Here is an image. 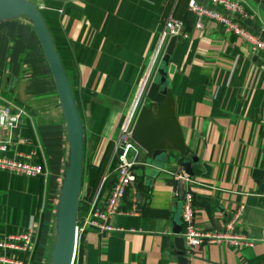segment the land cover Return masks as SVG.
I'll list each match as a JSON object with an SVG mask.
<instances>
[{"label": "crops", "instance_id": "crops-1", "mask_svg": "<svg viewBox=\"0 0 264 264\" xmlns=\"http://www.w3.org/2000/svg\"><path fill=\"white\" fill-rule=\"evenodd\" d=\"M30 1L49 32L81 122L77 220L140 89L170 0ZM196 1L208 6L211 0ZM236 1L250 14L241 26L264 41V14L254 0ZM187 33L176 38L166 76L186 158L192 159L188 181L172 187L170 174L183 172L173 151L165 162L136 165L122 208L134 201L139 214L111 217V231L81 233L72 264H180L172 220L176 216L181 232L178 195L185 190L192 193L195 228L233 238L201 243L192 256L185 254V264H264V52L251 53L211 20ZM0 104L17 114L0 155L34 152L31 163L41 168L34 177L0 169V239L34 230L26 250L0 247V264H51L69 141L53 75L26 16L0 20Z\"/></svg>", "mask_w": 264, "mask_h": 264}, {"label": "water", "instance_id": "water-1", "mask_svg": "<svg viewBox=\"0 0 264 264\" xmlns=\"http://www.w3.org/2000/svg\"><path fill=\"white\" fill-rule=\"evenodd\" d=\"M264 14V4L254 0ZM26 16L42 47L46 61L54 78L60 105L67 128L70 160L66 173L60 203L57 211L56 237L52 250L51 264H72L75 242L74 226L78 209L80 188V168L82 157V128L78 112L66 81L64 71L49 32L38 9L30 0H0V20ZM176 37L165 35L159 41L141 81L137 98L133 103L127 131L130 139L140 148L147 163L165 162L166 152L177 153V164L190 176V160L186 158L185 145L180 127L177 123L173 98L168 87L166 65ZM179 173V171H175ZM179 187V182L172 179V187ZM181 186V184H180ZM182 190V186H181ZM183 191H179V198ZM181 199V198H180ZM172 220L176 234L178 261L185 264V253L180 233V222ZM185 256V257H184Z\"/></svg>", "mask_w": 264, "mask_h": 264}, {"label": "built area", "instance_id": "built-area-1", "mask_svg": "<svg viewBox=\"0 0 264 264\" xmlns=\"http://www.w3.org/2000/svg\"><path fill=\"white\" fill-rule=\"evenodd\" d=\"M187 10L193 15V29H202L204 20H211L217 23L223 32L238 37L246 44L251 53L264 52V41L258 36L250 34L241 26L242 22H246L250 18V14L240 2L211 0L210 5L207 6L196 0H188ZM165 35L176 38L188 37V33L183 31L182 21L172 15L171 9L164 17L158 43ZM127 113L119 123L117 137L112 140L111 153L98 178L97 185L88 199L87 206L81 217L75 221L74 242L81 233L88 229L98 232L113 230L108 222L115 215H138L140 212L134 201L129 203L128 208H122L126 191L132 187L136 179L134 167L148 164L144 161L140 148L130 139V132L127 131L130 114L127 115ZM16 118L17 114L12 112L8 106L0 104V152L7 150L10 142V130L13 128ZM33 154L34 152L17 154L14 158L0 155V169L27 177L38 176L41 174V168L38 164L31 163ZM170 176L179 182L188 181V174L184 172L171 173ZM192 200L191 191L185 190L181 198L179 215L182 225L180 236L186 255L192 256L194 249L201 243L233 239L223 234L198 231L194 226ZM240 210L239 207L232 219L240 213ZM231 223L232 220L226 224V228H230ZM33 231V227L30 226L22 234L1 238L0 247L26 250L32 240Z\"/></svg>", "mask_w": 264, "mask_h": 264}, {"label": "trees", "instance_id": "trees-1", "mask_svg": "<svg viewBox=\"0 0 264 264\" xmlns=\"http://www.w3.org/2000/svg\"><path fill=\"white\" fill-rule=\"evenodd\" d=\"M187 1L188 0H170L167 6V9L172 11V15L182 21L183 30L190 31L193 24V15L187 10ZM186 32V33H187ZM111 151V144L108 145L103 158L100 162L99 171L102 170L105 166L106 160ZM100 173V172H98Z\"/></svg>", "mask_w": 264, "mask_h": 264}, {"label": "bare ground", "instance_id": "bare-ground-1", "mask_svg": "<svg viewBox=\"0 0 264 264\" xmlns=\"http://www.w3.org/2000/svg\"><path fill=\"white\" fill-rule=\"evenodd\" d=\"M140 87H141V86H140ZM139 90H140V89H139ZM138 93H139V91H138ZM138 93H137V94H138ZM136 98H137V95H136V97H135V99H134L133 103L135 102ZM133 103H132V105H131V107H130V110L128 111L127 115H129V114H130V111H131V108H132V106H133Z\"/></svg>", "mask_w": 264, "mask_h": 264}, {"label": "rangeland", "instance_id": "rangeland-1", "mask_svg": "<svg viewBox=\"0 0 264 264\" xmlns=\"http://www.w3.org/2000/svg\"><path fill=\"white\" fill-rule=\"evenodd\" d=\"M178 38V37H177ZM117 134H118V129L116 130V133L115 135L113 136V139H115L117 137Z\"/></svg>", "mask_w": 264, "mask_h": 264}]
</instances>
